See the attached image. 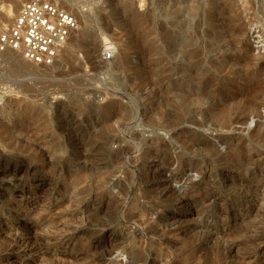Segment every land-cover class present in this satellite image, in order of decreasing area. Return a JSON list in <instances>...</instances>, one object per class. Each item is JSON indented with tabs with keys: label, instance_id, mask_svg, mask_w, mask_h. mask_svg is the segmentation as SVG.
<instances>
[{
	"label": "rangeland",
	"instance_id": "rangeland-1",
	"mask_svg": "<svg viewBox=\"0 0 264 264\" xmlns=\"http://www.w3.org/2000/svg\"><path fill=\"white\" fill-rule=\"evenodd\" d=\"M51 1L58 61H0V264H264V0Z\"/></svg>",
	"mask_w": 264,
	"mask_h": 264
},
{
	"label": "built area",
	"instance_id": "built-area-1",
	"mask_svg": "<svg viewBox=\"0 0 264 264\" xmlns=\"http://www.w3.org/2000/svg\"><path fill=\"white\" fill-rule=\"evenodd\" d=\"M77 17L51 0H25L12 23L0 29V60L5 51L18 53L35 65L51 66L78 30ZM103 59L111 57L104 49Z\"/></svg>",
	"mask_w": 264,
	"mask_h": 264
},
{
	"label": "bare ground",
	"instance_id": "bare-ground-1",
	"mask_svg": "<svg viewBox=\"0 0 264 264\" xmlns=\"http://www.w3.org/2000/svg\"><path fill=\"white\" fill-rule=\"evenodd\" d=\"M19 1V0H18ZM17 0L16 1H14V3H13V5H9V8L7 9V11H6V13H3V12H1L0 11V17L3 19V20H5V21H7V22H10V24L12 23L11 21V19H12V16L15 14V11H16V9H15V7H16V5H17ZM23 2V1H22ZM64 4V3H63ZM215 5V4H214ZM138 17V16H137ZM135 18V17H134ZM129 19H130V17H129ZM128 19V20H129ZM137 20H139V18L137 19ZM134 21V20H133ZM80 22V21H79ZM139 22V21H138ZM130 25V24H129ZM2 26V25H1ZM0 29H2V27L0 28ZM132 30V29H131ZM131 30H130V32H131ZM143 35V34H142ZM144 37V36H143ZM87 38V37H86ZM85 39V38H84ZM133 39V38H132ZM135 39V38H134ZM145 39V38H144ZM137 40V39H136ZM134 41V40H133ZM132 41V42H133ZM144 41V40H143ZM130 42V41H129ZM148 42V41H147ZM68 43V42H67ZM135 43V42H134ZM137 43H138V41H137ZM132 44V43H131ZM139 44V43H138ZM137 44V45H138ZM65 47V46H64ZM63 47V48H64ZM135 49V48H134ZM8 51V50H7ZM62 51V50H61ZM60 51V52H61ZM6 52V51H5ZM14 52V51H13ZM148 52V51H147ZM12 53V52H11ZM15 53V52H14ZM13 54V53H12ZM17 54V53H16ZM110 55H111V53H110ZM129 56V55H128ZM127 56V57H128ZM59 57H60V55H59ZM59 59V58H58ZM1 60H2V58H1ZM0 60V61H1ZM124 60V59H123ZM26 61V60H25ZM58 61V60H57ZM127 61V60H126ZM28 62V61H27ZM56 63V62H55ZM123 63V62H122ZM40 66H44V65H40ZM142 79V78H141ZM140 84V83H139ZM1 95V94H0ZM2 104V102H1V100H0V105ZM3 106V105H2ZM4 108H0V114H3L4 112V110H3ZM3 121L2 120H0V128H1V125L3 126ZM7 123V122H6ZM8 124V123H7ZM6 125V124H5ZM8 126V125H7ZM10 127V126H9ZM4 128H5V126H4ZM2 129V128H1ZM10 130V129H9ZM5 131V129L2 131V132H4ZM7 132V131H6ZM7 133H9L10 134V132H7ZM1 134V133H0ZM4 134V133H3ZM5 135V134H4ZM0 136H3V135H0ZM2 138H4V137H2ZM2 138H0V139H2ZM7 138V137H6ZM9 138V137H8ZM6 140H8V139H6ZM3 141H4V139H3ZM6 143V142H5ZM10 143V142H9ZM7 145V144H6Z\"/></svg>",
	"mask_w": 264,
	"mask_h": 264
}]
</instances>
